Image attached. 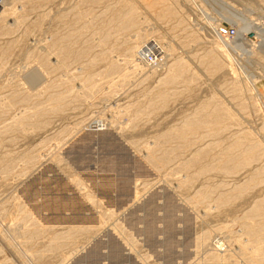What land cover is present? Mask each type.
Wrapping results in <instances>:
<instances>
[{"label":"rangeland","instance_id":"1","mask_svg":"<svg viewBox=\"0 0 264 264\" xmlns=\"http://www.w3.org/2000/svg\"><path fill=\"white\" fill-rule=\"evenodd\" d=\"M0 14V264H264V0Z\"/></svg>","mask_w":264,"mask_h":264},{"label":"bare ground","instance_id":"2","mask_svg":"<svg viewBox=\"0 0 264 264\" xmlns=\"http://www.w3.org/2000/svg\"><path fill=\"white\" fill-rule=\"evenodd\" d=\"M1 15V14H0ZM135 21L133 20V18H132V12H130L128 15H127V17L125 18V20L122 22V25H121V29L122 30H128V29H131V28H133V27H135ZM250 34H253L255 37H254V39H256V40H260V39H262L263 38V36H264V28L262 27V26H260V25H256V24H252V25H249L246 29H241L240 31H239V34H238V37H239V39L240 40H242L243 42H246V41H249V39H247L248 38V36L250 35ZM220 36H222V37H224L223 35H221L220 34ZM141 38H137L136 40H140ZM142 42V41H141ZM224 41H223V39H222V43H223ZM227 43H223V45H226ZM138 47H132L131 49H130V51H128V52H130V54L131 55H134L135 53H136V49H137ZM221 48L223 49V46H221ZM224 52H226V51H224ZM141 55V54H140ZM75 58V57H74ZM142 60V59H141ZM212 61H213V63H215L216 62V59L214 58V59H211ZM46 64V61L44 60L43 61V66ZM147 66V65H146ZM148 67H149V65H148ZM150 68H152V67H150ZM169 83L173 80V78L172 79H170L169 78ZM259 97V96H258ZM62 98H60V97H56V99H55V97H54V101L56 100L57 102L59 101V100H61ZM220 120V118L219 117H217V121H219ZM185 122V121H184ZM23 123V121H21V124ZM198 123L197 122H194L193 124H190L189 126H188V128L189 127H195V125H197ZM165 138H167V137H165ZM175 140V139H174ZM157 146V145H156ZM156 148V147H155ZM250 151V150H249ZM251 154H249L248 156H250ZM151 160H152V158H151ZM252 159H251V157H246L245 159H244V161L245 162H248V161H251ZM150 164V163H149ZM150 165H152V163L150 164ZM113 166V165H112ZM111 166V167H112ZM106 167V166H105ZM153 167V166H152ZM96 168V167H95ZM207 169H209V168H207V167H205V168H203V170H207ZM222 170H226V167H222L221 168ZM9 168H6L4 171H3V174L2 175H4V174H6V173H8L9 172ZM109 170H111V169H109ZM254 172V171H253ZM256 172V171H255ZM261 172V171H260ZM105 173V172H104ZM107 173V172H106ZM108 174V173H107ZM85 179V178H84ZM79 182L80 183H82V180L80 181L79 180ZM213 191V190H212ZM216 192V191H215ZM207 193V192H206ZM199 195V194H198ZM217 199V198H216ZM205 200V199H204ZM203 200V201H204ZM263 200V199H262ZM259 201V200H258ZM214 202H215V200H214ZM223 202V201H222ZM65 208V207H64ZM217 208V207H216ZM252 208V207H251ZM34 210V209H33ZM38 210V209H37ZM37 210H35V212L37 211ZM250 211H251V209H250ZM260 211H264V203H262V205H260V206H258V207H256L255 208V210L253 211L254 213L255 212H260ZM34 212V211H33ZM38 212V211H37ZM33 214L35 215V213H32V210L30 211V213H29V215L27 216V217H29V218H32L33 217ZM27 215V214H26ZM253 215V214H252ZM251 215V216H252ZM35 217V216H34ZM48 217V216H47ZM37 219V218H36ZM256 219V218H255ZM264 227V226H263ZM39 229V228H38ZM81 229V228H80ZM37 231H39V230H37ZM34 232V231H33ZM78 232H80V231H78ZM77 232V233H78ZM35 233V232H34ZM77 233H75V234H77ZM85 233V232H84ZM27 234V233H26ZM33 234V233H32ZM75 234H74V236H75ZM82 234V233H81ZM256 234V233H255ZM39 235V234H38ZM68 235V234H67ZM253 235V234H252ZM255 236H257V235H255ZM70 238V237H69ZM68 238V239H69ZM204 240V239H203ZM203 242V241H202ZM215 253V252H214ZM226 259V258H225Z\"/></svg>","mask_w":264,"mask_h":264},{"label":"built area","instance_id":"3","mask_svg":"<svg viewBox=\"0 0 264 264\" xmlns=\"http://www.w3.org/2000/svg\"><path fill=\"white\" fill-rule=\"evenodd\" d=\"M220 34L223 35L224 37H227V38H233L236 35V32L235 31L230 32V31H228L226 29H221ZM148 56L149 55L143 56V57L146 58V61H148L149 63L153 64L154 63L153 61H154L155 57L153 55H150L149 57Z\"/></svg>","mask_w":264,"mask_h":264}]
</instances>
